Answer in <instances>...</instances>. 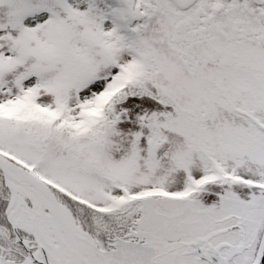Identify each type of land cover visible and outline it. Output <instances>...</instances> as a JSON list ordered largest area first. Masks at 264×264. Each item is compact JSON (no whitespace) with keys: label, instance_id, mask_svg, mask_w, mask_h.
<instances>
[{"label":"snow or ice","instance_id":"1","mask_svg":"<svg viewBox=\"0 0 264 264\" xmlns=\"http://www.w3.org/2000/svg\"><path fill=\"white\" fill-rule=\"evenodd\" d=\"M0 264H264V0H0Z\"/></svg>","mask_w":264,"mask_h":264}]
</instances>
